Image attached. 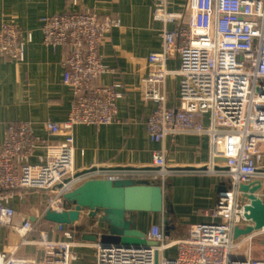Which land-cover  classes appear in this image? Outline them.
Listing matches in <instances>:
<instances>
[{
  "label": "built area",
  "instance_id": "built-area-1",
  "mask_svg": "<svg viewBox=\"0 0 264 264\" xmlns=\"http://www.w3.org/2000/svg\"><path fill=\"white\" fill-rule=\"evenodd\" d=\"M152 16L162 24V48L147 54L136 80L128 79V67H107L98 52L102 34L117 24L114 13L100 17L83 9L43 16V42L66 50L62 81L73 94L66 117L47 120L45 126L51 134H59L78 123L115 122L117 99L123 94L136 96L140 104L153 101L156 106L145 121L148 136L155 141L182 131L207 136V171L218 172L214 161L222 158L224 167L219 171L228 178L227 189L203 209L208 219L190 223L181 236L166 235L162 223L152 222L145 235L155 243L148 247L93 242L94 264H264V226L233 237L235 226L250 223L239 184L259 183L254 194L264 201V0H188L186 10L174 9L169 0H154ZM172 52L180 62L175 70L166 64ZM23 53L15 21L3 19L0 59L19 61ZM105 71L122 76L121 82L98 85L96 80ZM171 73L179 79L173 106L167 104L165 91ZM39 141L30 122L14 120L0 143V192L50 190L41 213L17 224L15 208L0 200V226L14 229L11 241L0 242V264H78L73 247L90 242L73 240L68 224L42 226L46 211L68 208L65 192L92 177L113 180L171 173L165 151L157 148L151 150L152 170L128 169L120 161L114 168L78 173L73 167L74 147L68 142L45 143L43 158L31 162ZM52 231L61 236H52ZM28 244L41 252L40 259L22 254Z\"/></svg>",
  "mask_w": 264,
  "mask_h": 264
},
{
  "label": "crops",
  "instance_id": "crops-1",
  "mask_svg": "<svg viewBox=\"0 0 264 264\" xmlns=\"http://www.w3.org/2000/svg\"><path fill=\"white\" fill-rule=\"evenodd\" d=\"M169 2L177 10L188 8V0ZM153 4L154 0H0V22L3 19L15 21L24 46L22 60L0 59V143L6 137L9 121H28L40 139L39 146L30 155V161L38 162L43 158L45 143L57 145L68 142L74 147L73 167L76 172L96 167L114 168L120 161L128 169L152 170L155 166L152 165L151 150L163 149L171 173L164 177L131 176L154 183L169 182L174 208L170 214L173 227L169 236H181L186 233L190 223L208 219L202 211L215 204L218 198L216 185L223 181L227 187L228 178L219 171L224 167L222 158L214 161L218 172L203 169V166L210 164L207 136L182 131L166 135L163 141L152 140L146 133L145 121L156 103L148 101L140 104L136 96L126 94L117 99L115 122L100 125L78 123L69 131L59 134H51L45 126L47 120L57 122L66 117L73 94L62 81L66 50L60 45L43 42V16L83 9L95 11L100 17L114 13L117 24L102 34L98 52L107 67H128V79L136 80L144 69L147 54L162 48V24L153 19ZM166 64L171 70L178 68L180 62L176 52L169 55ZM121 80L122 76L105 71L99 75L96 83L107 85L120 83ZM165 91L167 104H176L179 96L177 74L167 76ZM47 190H3L0 200L15 208L13 222L17 224L23 218L33 219L41 213L50 193ZM136 215L141 230L146 231L152 222L163 224L162 213L138 212ZM52 224L46 220L43 227H51ZM77 225V222L68 225L73 229V240L90 242L73 247L78 253L77 263L94 264V241L83 239L84 231ZM77 230L81 231L79 235ZM13 235V227L0 226V242L11 241ZM51 235L61 236L55 231ZM22 252L37 260L41 257V252L31 244L25 245Z\"/></svg>",
  "mask_w": 264,
  "mask_h": 264
},
{
  "label": "water",
  "instance_id": "water-1",
  "mask_svg": "<svg viewBox=\"0 0 264 264\" xmlns=\"http://www.w3.org/2000/svg\"><path fill=\"white\" fill-rule=\"evenodd\" d=\"M206 168L203 166V169ZM169 185L167 180L161 184L142 178H88L64 193L67 209L48 210L45 219L69 225L78 222L83 210H87L88 217L92 219L96 218L98 211H102L97 219L106 224V229L99 233L82 232L83 239L98 242L101 246L148 247L155 241L148 239L145 231L138 227L136 213H162L163 230L169 235L173 227L170 214L174 211ZM258 186L259 183L252 186L249 183L239 184L241 197L247 199L243 204L244 216L250 223L245 227L235 226L234 238L252 228L264 226V201L254 194ZM216 189L218 196H224L227 187L222 181Z\"/></svg>",
  "mask_w": 264,
  "mask_h": 264
},
{
  "label": "rangeland",
  "instance_id": "rangeland-1",
  "mask_svg": "<svg viewBox=\"0 0 264 264\" xmlns=\"http://www.w3.org/2000/svg\"><path fill=\"white\" fill-rule=\"evenodd\" d=\"M206 170H207V168H206ZM47 192H48V190H47ZM46 203H47V201H46ZM46 203H45V205H46ZM100 215H101V213H100V211H98L95 215L96 218L92 219V218L88 217L87 210H83L81 215H80V218L77 222L78 223L77 227L82 229L84 232H89V233H91V232L92 233L103 232L106 229V224L97 219V217H99ZM42 226H43V224H42ZM80 232H81L80 230H77L78 235Z\"/></svg>",
  "mask_w": 264,
  "mask_h": 264
},
{
  "label": "flooded vegetation",
  "instance_id": "flooded-vegetation-1",
  "mask_svg": "<svg viewBox=\"0 0 264 264\" xmlns=\"http://www.w3.org/2000/svg\"><path fill=\"white\" fill-rule=\"evenodd\" d=\"M100 213L102 214V211H100Z\"/></svg>",
  "mask_w": 264,
  "mask_h": 264
}]
</instances>
